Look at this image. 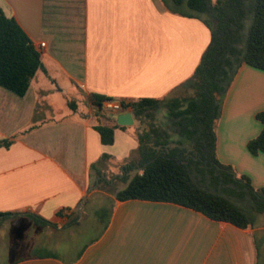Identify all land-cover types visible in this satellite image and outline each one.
<instances>
[{
    "label": "crops",
    "instance_id": "crops-1",
    "mask_svg": "<svg viewBox=\"0 0 264 264\" xmlns=\"http://www.w3.org/2000/svg\"><path fill=\"white\" fill-rule=\"evenodd\" d=\"M0 7L27 34L43 64L23 97L0 87V142L10 141L0 147V213H33L60 229L66 219L57 213L76 211L96 191L89 188L91 172L102 155L124 162L139 144L130 108L106 112L109 118L130 112L127 126L98 121L90 111L78 114L67 103L70 113L49 119L48 98L58 95L76 105L71 96H81L90 106V94L167 100L152 113L160 130L151 128L149 117L145 122L148 147L163 146L175 135L169 107L178 96L174 89L192 76L210 32L196 18L171 13L162 0H0ZM263 110L264 72L242 65L215 123V153L256 189L264 188V155H251L246 145L261 131L255 115ZM96 125L116 126L113 144L100 142ZM255 230L171 203L114 201L104 231L73 256L14 264H256Z\"/></svg>",
    "mask_w": 264,
    "mask_h": 264
},
{
    "label": "trees",
    "instance_id": "trees-1",
    "mask_svg": "<svg viewBox=\"0 0 264 264\" xmlns=\"http://www.w3.org/2000/svg\"><path fill=\"white\" fill-rule=\"evenodd\" d=\"M162 1L171 13L202 21L209 29L210 42L192 76L174 89L178 96L169 107L173 108L170 116L174 120L175 135L167 138L165 145L148 147L150 132L145 122L149 117L151 128L160 130L152 113L166 105L167 100L121 101L122 108H130L136 121L137 161L122 167L121 176L117 178L125 184L122 189H110L113 181L108 182L101 174L90 183V190L105 186L113 194L108 212H98L101 228L91 242L104 231L114 201L171 203L242 230L255 229L264 217V188H254L249 177L237 176L230 166L218 162L214 133L222 101L239 68L247 65L264 72V0ZM39 70H43L40 52L18 23L7 17L0 7V87L23 97ZM88 98L96 109L98 120L104 117L115 122L102 112L101 103L107 98L96 94ZM68 107L74 111L75 103L68 102ZM255 119L261 124V131L247 142L246 148L253 156L264 155V110L256 113ZM115 127H94L103 145L113 144ZM9 144L10 141H2L0 147ZM108 157L104 154L100 161ZM94 168L92 166V170ZM132 171L135 172L130 176ZM87 199H83L76 211L57 213L65 216L64 227L78 226ZM17 216L27 219L38 229H57L56 224L33 213H0V223ZM259 236L264 243L263 236L260 233ZM258 241L255 237L256 264H262L264 261L260 262V257L264 255ZM25 258H56V254L46 248L43 253ZM15 262L17 260L10 264Z\"/></svg>",
    "mask_w": 264,
    "mask_h": 264
},
{
    "label": "rangeland",
    "instance_id": "rangeland-1",
    "mask_svg": "<svg viewBox=\"0 0 264 264\" xmlns=\"http://www.w3.org/2000/svg\"><path fill=\"white\" fill-rule=\"evenodd\" d=\"M48 99L52 102L53 112L47 113V118L59 119L70 113L67 109L69 101L66 99L64 100L63 97L53 95ZM70 99L75 100L78 114L90 111L92 115L96 116L95 107L83 101L81 96H71ZM102 112L106 114V111L103 110ZM100 116H102V114ZM101 118L105 120L104 117ZM137 132L138 130L136 128V133ZM135 161H137V154L130 156L124 160V162H119L113 154L99 161L95 167H98L97 170L101 172V175L104 174L108 182L113 181V184L109 186L110 189L119 190L124 188L125 184L118 181L117 174L122 172L123 166ZM96 168L91 172V183L96 179ZM134 172L135 171H132L130 176L133 175ZM138 173L140 174V172ZM92 191L90 197L87 199V203L81 210L82 216L79 219L78 226L67 228L62 225L59 230L48 227L38 229L27 219L18 216L3 219L0 223V264H10L14 260L33 256L37 253H43L46 248L52 250L63 260L69 256H73L78 246L82 243L91 241L96 232L100 230L101 224L98 220V212L102 210L108 212V203L113 199L112 191L108 190L105 186H99V189L93 188ZM255 229H258V231L255 230L254 235L259 240L261 251L264 249V243L260 239L259 233L264 239V217L259 220V226ZM263 261L264 258L260 257V262Z\"/></svg>",
    "mask_w": 264,
    "mask_h": 264
},
{
    "label": "built area",
    "instance_id": "built-area-1",
    "mask_svg": "<svg viewBox=\"0 0 264 264\" xmlns=\"http://www.w3.org/2000/svg\"><path fill=\"white\" fill-rule=\"evenodd\" d=\"M40 47H44V43L39 45ZM101 108L106 112H122L124 109L122 108V102L120 100H115L111 98H107L102 101Z\"/></svg>",
    "mask_w": 264,
    "mask_h": 264
},
{
    "label": "water",
    "instance_id": "water-1",
    "mask_svg": "<svg viewBox=\"0 0 264 264\" xmlns=\"http://www.w3.org/2000/svg\"><path fill=\"white\" fill-rule=\"evenodd\" d=\"M110 117L113 118L118 125L127 126L133 123L130 112L122 114H111Z\"/></svg>",
    "mask_w": 264,
    "mask_h": 264
}]
</instances>
